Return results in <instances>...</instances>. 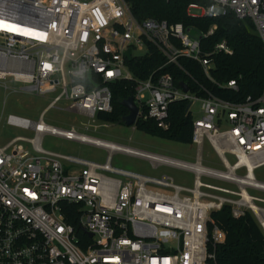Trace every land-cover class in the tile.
Wrapping results in <instances>:
<instances>
[{"label": "built area", "instance_id": "1", "mask_svg": "<svg viewBox=\"0 0 264 264\" xmlns=\"http://www.w3.org/2000/svg\"><path fill=\"white\" fill-rule=\"evenodd\" d=\"M228 11L250 19L264 44V0H198L188 6L193 17ZM216 29L198 32L182 23L139 20L128 0H0V85L8 90L11 82L14 92L43 97L56 94L37 120L0 116V123L33 133L0 144V264H218L217 248L226 233L213 213L224 207L234 217L251 213L264 231V181L256 174L264 166V90L255 99L234 102L203 86V94L193 92L183 81L186 91L172 73L161 72L170 64L183 68L181 60L191 59L223 86L212 76V56L231 54L232 47L222 40L205 52L201 44ZM150 45L165 63L136 79L127 60L148 54ZM121 80L135 81L136 123L153 120L169 129L171 106L189 103L194 159L92 137L74 124L45 122L47 111L57 108L90 129L99 113L113 111L112 84ZM226 85L237 89L235 80ZM46 134L105 149L106 161L48 149ZM207 147L211 152L205 153ZM116 150L145 159L154 170L187 173L191 182L117 168ZM73 206L85 236L67 222L65 211Z\"/></svg>", "mask_w": 264, "mask_h": 264}, {"label": "trees", "instance_id": "2", "mask_svg": "<svg viewBox=\"0 0 264 264\" xmlns=\"http://www.w3.org/2000/svg\"><path fill=\"white\" fill-rule=\"evenodd\" d=\"M134 15L139 20L154 18L166 20L171 24L182 23L186 28L193 27L198 32H208L217 25L215 32L202 40L205 52L213 51L215 45L226 40L233 53H217L212 56L214 80L208 79L201 65L191 59H182V67L166 65L161 72H170L176 83L189 81L193 92H200L203 86L214 94L234 102H243L248 98L255 99L264 90V44L250 19H239L232 11L217 17H193L188 13L190 3L198 0H128ZM165 58L153 45L149 53L127 60V65L136 79H146L154 70L164 65ZM190 73L188 76L185 73ZM235 80L237 89L226 84ZM135 81L121 80L112 84L113 111L99 113V121L117 123L129 114L124 101L134 97ZM189 103L180 101L170 108L169 129H161L153 120L140 119L136 128L166 139L191 144L192 117L187 114ZM71 213L65 211L67 222L73 224L79 235V211L73 206ZM213 218L226 233V241L217 248L218 264H264V231L251 213L234 217L229 207L214 212ZM85 236V235H84Z\"/></svg>", "mask_w": 264, "mask_h": 264}, {"label": "rangeland", "instance_id": "3", "mask_svg": "<svg viewBox=\"0 0 264 264\" xmlns=\"http://www.w3.org/2000/svg\"><path fill=\"white\" fill-rule=\"evenodd\" d=\"M10 89H4L0 85V116L4 113V117L8 113H17L29 116L37 120L41 112L46 109L52 102L55 95H48L46 97L37 96L33 93L19 90L14 92L15 84L9 82ZM12 89V90H11ZM60 107H65L64 103L58 104ZM200 105L195 103L193 111L195 117L200 116ZM88 120L85 119V123ZM45 122L52 126L60 128H70L71 125H76L78 132L87 134L92 137L103 138L111 142L126 145L135 149L148 151L165 155L171 158L180 160H192L195 156V148L188 143L170 140L158 135H153L136 128L135 126H127L125 124L108 123L99 120L89 121L93 126L90 129L84 128L73 114L61 111L57 108H51L45 115ZM4 121L0 123L1 138L0 144H3L11 137L33 136V133L15 127L3 125ZM44 146L51 150H56L64 153H69L88 160L104 163L107 157V151L89 144L80 143L77 141H68L52 134L44 135ZM211 152V148L207 147L205 153ZM230 160L231 157L228 156ZM209 159L216 160L214 155H210ZM113 166L145 175L160 176L161 174H169L174 177L179 183L191 182V176L182 171L172 168H162L154 170L149 163L140 157L126 154L123 152H115L112 161ZM258 178L264 181V166L256 171Z\"/></svg>", "mask_w": 264, "mask_h": 264}, {"label": "water", "instance_id": "4", "mask_svg": "<svg viewBox=\"0 0 264 264\" xmlns=\"http://www.w3.org/2000/svg\"><path fill=\"white\" fill-rule=\"evenodd\" d=\"M180 85L184 88V90H186V91L189 90V86L185 82H181ZM124 104L128 107L129 114L126 117H124L121 120V122H119V123L125 124L127 126H133V125H135V123L137 121V116L139 113V107L136 104L133 97H129L128 99H126L124 101Z\"/></svg>", "mask_w": 264, "mask_h": 264}, {"label": "bare ground", "instance_id": "5", "mask_svg": "<svg viewBox=\"0 0 264 264\" xmlns=\"http://www.w3.org/2000/svg\"><path fill=\"white\" fill-rule=\"evenodd\" d=\"M117 151V150H116Z\"/></svg>", "mask_w": 264, "mask_h": 264}]
</instances>
